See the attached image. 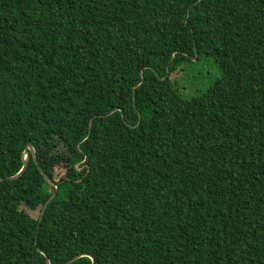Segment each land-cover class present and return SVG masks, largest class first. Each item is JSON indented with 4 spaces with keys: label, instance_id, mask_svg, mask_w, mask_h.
Listing matches in <instances>:
<instances>
[{
    "label": "trees",
    "instance_id": "1",
    "mask_svg": "<svg viewBox=\"0 0 264 264\" xmlns=\"http://www.w3.org/2000/svg\"><path fill=\"white\" fill-rule=\"evenodd\" d=\"M0 264H264V0H0Z\"/></svg>",
    "mask_w": 264,
    "mask_h": 264
},
{
    "label": "rangeland",
    "instance_id": "2",
    "mask_svg": "<svg viewBox=\"0 0 264 264\" xmlns=\"http://www.w3.org/2000/svg\"><path fill=\"white\" fill-rule=\"evenodd\" d=\"M181 68L183 72H176L173 77L176 79L181 92L188 98L196 97L206 91L221 77L222 73L219 65L211 57L186 61ZM57 142V139L46 141L42 151L50 166L54 169L55 179L59 180L65 173L66 157L55 151L54 143ZM28 212L33 217H37L39 214L38 210H28Z\"/></svg>",
    "mask_w": 264,
    "mask_h": 264
},
{
    "label": "water",
    "instance_id": "3",
    "mask_svg": "<svg viewBox=\"0 0 264 264\" xmlns=\"http://www.w3.org/2000/svg\"><path fill=\"white\" fill-rule=\"evenodd\" d=\"M30 151L33 153V156H34L35 162H36L37 165L40 167V164H39V161H38V158H37V153H36V150H35L34 146H32V145H28V146L26 147V149H25V162H24V166H23V168L21 169V171H20L18 174H16L15 176L20 175L21 172L26 168L27 163H28V156H29V152H30ZM40 170H41V172L44 174V176L46 177L47 181L50 182V184H52V185H54V186L56 187L55 192L49 197V199L47 200L46 204L44 205V207H43V209H42V211H41V213H40V218H39V219H40V221H41L42 216H43V214H44V212H45V210H46L48 204H49V203L51 202V200L56 196V194H57V190H58L60 184H59V182H57V181L53 180L51 177H49V176L46 174V172L43 170V168H40ZM15 176H13V177H15ZM80 256H81V255H78V256H76L75 258H78V257H80ZM47 258H48V257H47ZM75 258H74V259H75ZM48 259H49V258H48ZM93 263H94V259H93Z\"/></svg>",
    "mask_w": 264,
    "mask_h": 264
}]
</instances>
